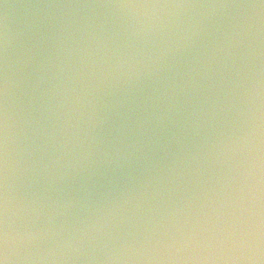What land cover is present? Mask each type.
<instances>
[{
  "label": "clouds",
  "instance_id": "9594fccd",
  "mask_svg": "<svg viewBox=\"0 0 264 264\" xmlns=\"http://www.w3.org/2000/svg\"><path fill=\"white\" fill-rule=\"evenodd\" d=\"M0 264H264V0H0Z\"/></svg>",
  "mask_w": 264,
  "mask_h": 264
}]
</instances>
